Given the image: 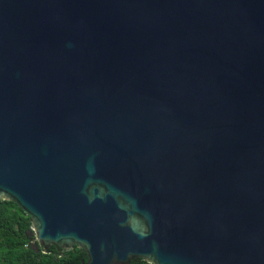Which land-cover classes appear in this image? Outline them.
<instances>
[{
    "label": "water",
    "instance_id": "obj_1",
    "mask_svg": "<svg viewBox=\"0 0 264 264\" xmlns=\"http://www.w3.org/2000/svg\"><path fill=\"white\" fill-rule=\"evenodd\" d=\"M82 264H264V0H0V202Z\"/></svg>",
    "mask_w": 264,
    "mask_h": 264
},
{
    "label": "trees",
    "instance_id": "obj_2",
    "mask_svg": "<svg viewBox=\"0 0 264 264\" xmlns=\"http://www.w3.org/2000/svg\"><path fill=\"white\" fill-rule=\"evenodd\" d=\"M86 254L76 246L71 250L50 247L43 253L31 228V219L14 203L0 202V264H82ZM129 264H149L134 259Z\"/></svg>",
    "mask_w": 264,
    "mask_h": 264
}]
</instances>
